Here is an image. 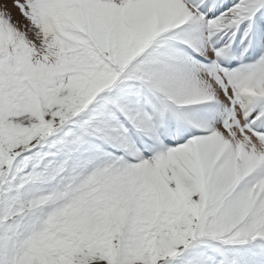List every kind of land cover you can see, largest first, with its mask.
<instances>
[{
    "label": "snow or ice",
    "instance_id": "6c2138e0",
    "mask_svg": "<svg viewBox=\"0 0 264 264\" xmlns=\"http://www.w3.org/2000/svg\"><path fill=\"white\" fill-rule=\"evenodd\" d=\"M0 264H264V0H0Z\"/></svg>",
    "mask_w": 264,
    "mask_h": 264
}]
</instances>
